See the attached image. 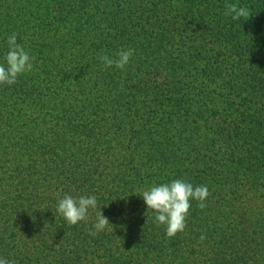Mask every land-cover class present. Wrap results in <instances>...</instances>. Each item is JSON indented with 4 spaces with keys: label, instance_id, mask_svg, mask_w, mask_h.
I'll return each mask as SVG.
<instances>
[{
    "label": "trees",
    "instance_id": "trees-1",
    "mask_svg": "<svg viewBox=\"0 0 264 264\" xmlns=\"http://www.w3.org/2000/svg\"><path fill=\"white\" fill-rule=\"evenodd\" d=\"M12 33L35 59L0 85V258L264 264V0H0V63ZM174 179L210 195L169 238L139 195ZM65 195L97 207L69 225Z\"/></svg>",
    "mask_w": 264,
    "mask_h": 264
},
{
    "label": "clouds",
    "instance_id": "clouds-1",
    "mask_svg": "<svg viewBox=\"0 0 264 264\" xmlns=\"http://www.w3.org/2000/svg\"><path fill=\"white\" fill-rule=\"evenodd\" d=\"M226 16H231L232 20H239L242 17L248 19L251 16L246 7H240L235 3L225 4ZM8 51L4 55V63H0V85H13L17 82L19 76L33 70L32 57L25 48L17 43L16 33H12L7 38ZM134 49H120L115 53V57L103 55L100 60L105 68L115 66L118 69H124L130 62ZM210 195L206 185L193 186L183 179H174L169 183L153 185L149 189L142 191L139 195L147 205V211L151 210L154 214V222L157 225H164L166 235L172 238L186 228V219L193 200L198 202V207H206L205 200ZM97 207L95 196H79L74 198L65 195L58 201L57 213L62 216L69 225H76L78 222L88 220L89 209ZM108 219L100 211L96 222L89 230V235L95 237L98 233L105 230L109 225ZM201 241L205 239L202 235ZM0 264H15V261H9L0 258Z\"/></svg>",
    "mask_w": 264,
    "mask_h": 264
}]
</instances>
